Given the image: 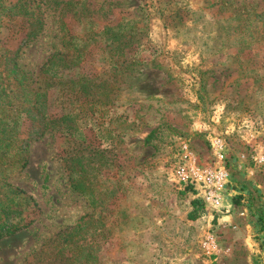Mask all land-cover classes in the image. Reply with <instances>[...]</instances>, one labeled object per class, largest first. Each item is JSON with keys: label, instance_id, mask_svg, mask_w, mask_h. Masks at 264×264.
I'll return each mask as SVG.
<instances>
[{"label": "rangeland", "instance_id": "obj_1", "mask_svg": "<svg viewBox=\"0 0 264 264\" xmlns=\"http://www.w3.org/2000/svg\"><path fill=\"white\" fill-rule=\"evenodd\" d=\"M216 136L212 207L172 169ZM263 155L264 0H0V264H264Z\"/></svg>", "mask_w": 264, "mask_h": 264}, {"label": "built area", "instance_id": "obj_2", "mask_svg": "<svg viewBox=\"0 0 264 264\" xmlns=\"http://www.w3.org/2000/svg\"><path fill=\"white\" fill-rule=\"evenodd\" d=\"M210 143L215 164L202 165L199 157L188 144L184 143L181 148V159L172 169V181L184 189L191 188L194 196L200 198L206 206L217 207L225 198L230 178L226 166L228 150L221 136L212 138ZM261 160H264V155L261 156ZM202 249L206 254L219 251L218 238L214 233L206 234L202 241Z\"/></svg>", "mask_w": 264, "mask_h": 264}, {"label": "trees", "instance_id": "obj_3", "mask_svg": "<svg viewBox=\"0 0 264 264\" xmlns=\"http://www.w3.org/2000/svg\"><path fill=\"white\" fill-rule=\"evenodd\" d=\"M37 90H39V88ZM28 92L30 94H33L36 93L37 91L33 92V89H29ZM10 134H13V132L11 131ZM186 189L191 190V188H186ZM23 202L28 203L30 202V199L25 197L22 191H17V189L12 190V196L9 203L10 204L16 203L15 207H21L23 206ZM2 214L3 215L0 218V238L5 235H11L15 233L17 230L23 228V225H21V220L19 221L16 220L18 217L17 214L19 215V213H16L13 210L12 205H9L8 207L4 208Z\"/></svg>", "mask_w": 264, "mask_h": 264}]
</instances>
